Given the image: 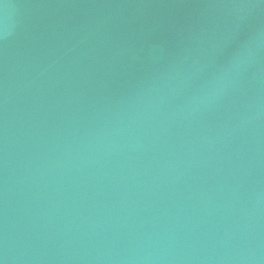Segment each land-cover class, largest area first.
<instances>
[{
  "label": "water",
  "instance_id": "water-1",
  "mask_svg": "<svg viewBox=\"0 0 264 264\" xmlns=\"http://www.w3.org/2000/svg\"><path fill=\"white\" fill-rule=\"evenodd\" d=\"M0 264H264V0H0Z\"/></svg>",
  "mask_w": 264,
  "mask_h": 264
}]
</instances>
